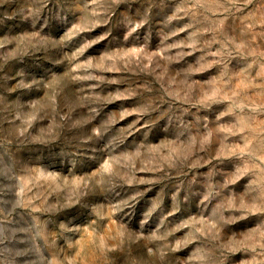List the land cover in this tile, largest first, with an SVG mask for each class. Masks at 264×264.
Returning <instances> with one entry per match:
<instances>
[{
  "label": "rangeland",
  "instance_id": "1",
  "mask_svg": "<svg viewBox=\"0 0 264 264\" xmlns=\"http://www.w3.org/2000/svg\"><path fill=\"white\" fill-rule=\"evenodd\" d=\"M0 264H264V0H0Z\"/></svg>",
  "mask_w": 264,
  "mask_h": 264
}]
</instances>
